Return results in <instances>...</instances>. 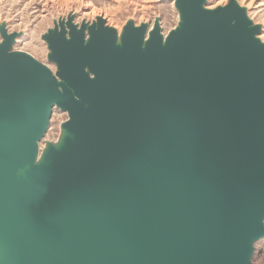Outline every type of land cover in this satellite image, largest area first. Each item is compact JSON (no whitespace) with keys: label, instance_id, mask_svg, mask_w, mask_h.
<instances>
[{"label":"water","instance_id":"obj_1","mask_svg":"<svg viewBox=\"0 0 264 264\" xmlns=\"http://www.w3.org/2000/svg\"><path fill=\"white\" fill-rule=\"evenodd\" d=\"M167 34L0 24V264H253L264 238V43L237 1L168 0ZM54 109L60 138L40 151Z\"/></svg>","mask_w":264,"mask_h":264},{"label":"rangeland","instance_id":"obj_2","mask_svg":"<svg viewBox=\"0 0 264 264\" xmlns=\"http://www.w3.org/2000/svg\"><path fill=\"white\" fill-rule=\"evenodd\" d=\"M246 9L247 17L260 25L259 38L264 35V0H235ZM246 1V2H245ZM228 0H207V8L224 6ZM259 7V8H258ZM74 16V23H93L96 17L103 18L109 27L117 32L128 21L136 26L147 23L152 26L160 19L161 31L165 35L174 29L179 21L174 3L168 0H0V24L6 25L8 33H18L13 51L26 53L38 62L54 70L47 60L46 44L41 36L53 28L54 22ZM1 41V39H0ZM264 43V42H263ZM49 127L39 144L40 151L49 142L56 143L60 138V126L65 122L66 113L54 109L50 116ZM253 264H264V238L254 246Z\"/></svg>","mask_w":264,"mask_h":264},{"label":"bare ground","instance_id":"obj_3","mask_svg":"<svg viewBox=\"0 0 264 264\" xmlns=\"http://www.w3.org/2000/svg\"><path fill=\"white\" fill-rule=\"evenodd\" d=\"M246 1H248V0H246ZM246 1H245V2H246ZM253 1H254V0L249 1L248 4L251 5V4L253 3ZM258 8H259V7H258ZM211 9H212V8H211ZM259 39H260L262 42H264V35L261 36Z\"/></svg>","mask_w":264,"mask_h":264}]
</instances>
